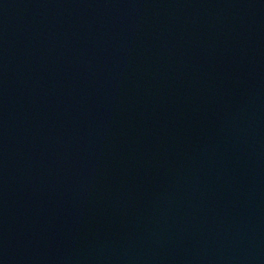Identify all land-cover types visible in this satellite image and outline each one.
<instances>
[{
    "label": "water",
    "instance_id": "water-1",
    "mask_svg": "<svg viewBox=\"0 0 264 264\" xmlns=\"http://www.w3.org/2000/svg\"><path fill=\"white\" fill-rule=\"evenodd\" d=\"M0 264H264V0H0Z\"/></svg>",
    "mask_w": 264,
    "mask_h": 264
}]
</instances>
